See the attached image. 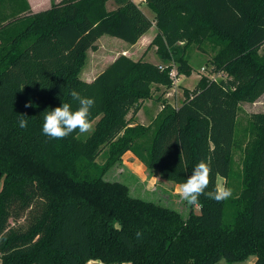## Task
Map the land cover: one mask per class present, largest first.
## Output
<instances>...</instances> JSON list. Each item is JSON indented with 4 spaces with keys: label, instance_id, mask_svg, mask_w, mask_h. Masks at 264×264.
Here are the masks:
<instances>
[{
    "label": "trees",
    "instance_id": "obj_1",
    "mask_svg": "<svg viewBox=\"0 0 264 264\" xmlns=\"http://www.w3.org/2000/svg\"><path fill=\"white\" fill-rule=\"evenodd\" d=\"M108 1H52L31 12L26 0H8L11 10L0 9V264H216L250 256L264 264V112L237 127L239 104L264 94V0H146L153 19L131 0H113L112 9ZM153 25L159 63L119 54L93 79L81 78L100 36L134 45ZM191 45L210 48L212 71L223 75L200 78L178 107L161 110L138 152L150 125L127 115L154 88L171 86L174 64L177 74L191 73ZM72 90L95 100L93 130L45 136V111L78 107ZM128 151L178 185L205 160L206 192L220 177L233 195L222 202L202 195L185 214L133 196L127 184L104 178ZM22 217L26 224L16 225Z\"/></svg>",
    "mask_w": 264,
    "mask_h": 264
},
{
    "label": "rangeland",
    "instance_id": "obj_2",
    "mask_svg": "<svg viewBox=\"0 0 264 264\" xmlns=\"http://www.w3.org/2000/svg\"><path fill=\"white\" fill-rule=\"evenodd\" d=\"M29 11L32 12L28 0ZM48 0H43L42 4H46ZM50 0L47 5L44 7L47 8L51 4ZM141 10L149 19H153V13L147 6L145 2L134 0ZM2 2V0H1ZM0 2V9L3 7V10L8 13L10 8V3L8 0H4L3 6ZM115 7L113 0L107 2V8L112 9ZM25 12H20L18 16L23 15ZM156 33V28L154 25L144 33L138 41L131 45L123 40H120L114 36L108 34H103L96 41L97 49L87 51V61H85L81 78L85 80V76L89 73L90 69L93 67L97 72L91 77L92 79L100 73L107 65H109L119 54H125L132 59H143L151 63H159L158 56L156 54L157 44L150 45V41L153 39ZM150 36L148 40L145 39L146 36ZM207 52H202L201 49H198L196 46L191 45L188 48L189 55V64L192 66V71L190 74H177L174 72L175 78H171V86L166 88L164 86H159L157 89L154 88L153 97L143 101L139 109L136 111V114L133 115L132 112H129L127 118L130 119L132 123H139L142 125H150V129L147 132L146 136L139 142L136 143L135 150L138 152L145 153L144 148L150 144L152 136L154 134L155 127L157 125V120L160 118L157 115L161 110H169L171 108L178 107L184 100V95L187 97L189 94L193 93L197 88V84L200 78L208 77L219 79L223 74L219 71H212L211 63L209 58L212 55L210 48H206ZM86 64V65H85ZM89 77V76H88ZM170 93L168 97H165L166 93ZM162 96L160 99H155L159 95ZM146 101L148 102L146 105ZM140 110L139 116L137 112ZM253 112H264V94L258 97L253 102H241L238 109V130L242 131L245 126L248 125L249 116ZM156 113V116L154 114ZM94 126V122H92ZM243 133V132H242ZM241 133V134H242ZM89 133H84L80 135L87 136ZM240 134V135H241ZM134 150V151H135ZM134 151H128L123 155L122 160L119 166L110 168L107 173L104 175V178L109 180H117L127 184L130 188V193L133 196L140 197L146 200H151L175 208L185 214L189 210V204L186 201H183L179 195L176 193V188L180 185L175 184L174 182L165 179L159 175L155 170H149L145 167L143 162L136 157ZM241 155L242 152L237 150L234 152V171L239 172L241 168ZM98 161L101 162V158H98ZM225 180L218 178L217 183H224ZM231 216L225 215V220L228 221ZM15 224L25 225L24 217L19 218L15 221ZM251 258V256L249 257ZM246 259V261L249 260ZM245 262V261H243ZM217 264H241L239 262L228 263L225 260L219 261Z\"/></svg>",
    "mask_w": 264,
    "mask_h": 264
},
{
    "label": "clouds",
    "instance_id": "obj_3",
    "mask_svg": "<svg viewBox=\"0 0 264 264\" xmlns=\"http://www.w3.org/2000/svg\"><path fill=\"white\" fill-rule=\"evenodd\" d=\"M72 99L78 102V107L73 110L69 103H63L62 106L54 110H48L43 113L44 121L42 132L45 136L60 140L68 137L73 132L79 130V133H89L93 130V125L89 120L91 109L95 106L93 98L82 97L79 92L72 90L70 93ZM26 107L30 104H26ZM26 115L20 114L18 126L21 129L28 127ZM211 183V167L208 162L201 160L193 168L192 175L187 178L178 188L176 193L189 205H198L199 197L206 195L207 198L216 202L226 201L233 195V189L224 183H217L213 190L207 191ZM142 234L136 233L137 238Z\"/></svg>",
    "mask_w": 264,
    "mask_h": 264
},
{
    "label": "crops",
    "instance_id": "obj_4",
    "mask_svg": "<svg viewBox=\"0 0 264 264\" xmlns=\"http://www.w3.org/2000/svg\"><path fill=\"white\" fill-rule=\"evenodd\" d=\"M42 1L43 0H28L29 2V5H30V8L32 10V12H36V11H39V10H42V9H46L44 6L47 5L49 3L50 0L47 1L46 4H42ZM54 2H58L60 0H53ZM52 3V1H51ZM51 5V4H50ZM48 8V7H47ZM146 36V35H145ZM150 37V36H149ZM148 36L145 37L146 40H148L149 38ZM85 76V80H91L92 78L91 77H88L87 74L84 75ZM171 92L169 93H166L165 97H168L170 95ZM184 99H185V95H184ZM147 101H146V105H147ZM139 113H140V110L137 112V115L139 116ZM154 116H156V113L154 114ZM126 155V154H124ZM221 261V260H220ZM219 262V261H218ZM217 262V263H218ZM216 263V264H217ZM234 263V262H233ZM241 264H254V257L251 256V258H249L248 261L245 260V262H239ZM84 264H105L103 262H101L100 260H89L87 261L86 263ZM122 264H129V263H122Z\"/></svg>",
    "mask_w": 264,
    "mask_h": 264
},
{
    "label": "built area",
    "instance_id": "obj_5",
    "mask_svg": "<svg viewBox=\"0 0 264 264\" xmlns=\"http://www.w3.org/2000/svg\"><path fill=\"white\" fill-rule=\"evenodd\" d=\"M131 1L135 2L134 0H131ZM138 1H143V2H145L146 0H138ZM135 3H136V2H135ZM169 75H170L171 78H175V72H174V70H171L170 73H169ZM212 79H215V78H212Z\"/></svg>",
    "mask_w": 264,
    "mask_h": 264
}]
</instances>
